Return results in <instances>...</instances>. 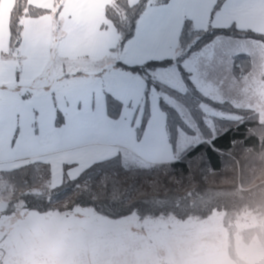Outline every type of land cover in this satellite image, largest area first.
Returning a JSON list of instances; mask_svg holds the SVG:
<instances>
[{"label": "crops", "instance_id": "0c3cea01", "mask_svg": "<svg viewBox=\"0 0 264 264\" xmlns=\"http://www.w3.org/2000/svg\"><path fill=\"white\" fill-rule=\"evenodd\" d=\"M113 2L64 0L59 11L56 0H28L47 13L24 19L21 47L11 56L15 0H0V171L35 162L48 164L51 187L57 188L118 155L133 165L175 162L183 149L170 142L167 116L154 88L149 94L150 117L138 139L147 83L124 71L120 63L135 67L176 59L186 21L197 31L235 27L264 34V0H151L134 37L117 53L119 34L107 17ZM138 2L128 0L130 6ZM217 39L222 52L210 56L203 69L193 60L197 52L182 66L207 97L243 107V97L252 88L249 81L241 82L244 73L233 69V58L244 51H226L235 52L243 41ZM255 80L261 84L253 90L264 91V81ZM197 82L213 84L203 91ZM31 89L29 98L25 92ZM107 94L122 104L118 119L108 115Z\"/></svg>", "mask_w": 264, "mask_h": 264}, {"label": "trees", "instance_id": "16d2710c", "mask_svg": "<svg viewBox=\"0 0 264 264\" xmlns=\"http://www.w3.org/2000/svg\"><path fill=\"white\" fill-rule=\"evenodd\" d=\"M56 1L60 11L64 0ZM150 4L151 0H139L136 5L130 6L128 0H114L108 6L107 17L116 26L119 34L117 53H121L134 37L139 19ZM219 5L220 3L214 12H217ZM45 13L47 11L29 5L28 0H15L10 17L9 55H17L21 47L24 19L39 17ZM196 37L199 38L194 41ZM220 37L240 41L255 40L264 44V34L240 31L235 27H210L207 31H197L190 21H186L181 34V54L176 59L135 67L121 63L119 65L127 73L140 77L147 83L144 118L137 131L139 140L150 117L149 94L150 89L154 88L160 95L161 108L167 116V130L173 147L177 148V138L182 133L198 135L192 122L202 136L201 143L189 147L186 152L183 150L175 162L166 164L133 165L125 163L123 157L118 155L92 165L76 180H66L61 186L53 188L51 196L33 194V190L41 185L51 186L52 171L48 164L35 162L13 170L0 171V201H5L6 206L1 217L11 218L20 209L40 214H64L83 207L91 208L97 215L112 220L130 216L141 220L167 218L169 212L174 213L178 220H186L190 211H199L195 206L189 208L187 200L177 199L180 193L175 181L185 180L190 172L200 181L202 169L206 170L207 166H211L219 170L228 162L231 155L228 150L233 141H236L234 152L238 153L242 145H257V136L264 131V127L258 123L264 119H260L257 112L234 107L228 101L210 99L194 85L189 72L182 66L189 55L203 50ZM233 59V69L239 74L247 73L253 68L251 56L245 52ZM173 66H176L184 90L173 87L170 82L160 77H168L166 72ZM205 104L229 117H215L214 128H211L207 122V113L202 107ZM241 110L242 115L238 114ZM107 111L113 119H118L122 111L121 102L110 94H107ZM149 181L162 184L168 190L167 195H154ZM77 185L80 186L79 189ZM77 192L79 194H74Z\"/></svg>", "mask_w": 264, "mask_h": 264}, {"label": "rangeland", "instance_id": "374dc122", "mask_svg": "<svg viewBox=\"0 0 264 264\" xmlns=\"http://www.w3.org/2000/svg\"><path fill=\"white\" fill-rule=\"evenodd\" d=\"M218 40L193 56L195 63L202 69L210 56H214L216 51L222 52L217 47L221 42ZM238 44L240 47L238 45L235 52L230 49L226 51L231 54L238 51L249 54L252 67L264 63L262 42L243 41ZM166 73L168 77H160L168 80L173 87L184 90L176 66L169 68ZM197 84L205 91L213 83ZM248 84L252 90L243 97L245 107L241 108L251 109L259 114L260 119H264V112H259L264 111V91L253 90L261 81L256 83L252 79ZM215 88L218 86L215 85ZM32 93L31 89L25 95L31 98ZM202 107L211 128H214L215 117H229L211 105ZM192 124L198 135H179L177 150L185 151L202 142L196 125ZM5 207V201H0V264H162V261L174 258L177 245L189 232L200 230V225L193 221L177 219L179 222H171L167 218L141 220L136 216L112 220L97 215L91 208L83 207L64 214H40L20 209L13 217L2 218Z\"/></svg>", "mask_w": 264, "mask_h": 264}, {"label": "clouds", "instance_id": "9594fccd", "mask_svg": "<svg viewBox=\"0 0 264 264\" xmlns=\"http://www.w3.org/2000/svg\"><path fill=\"white\" fill-rule=\"evenodd\" d=\"M252 79L264 81V63L240 77L242 83ZM258 123L264 127V121ZM257 140V145H242L238 153L233 141L228 162L219 170L202 169L200 181L191 172L185 180L175 181L177 199L199 209L185 219L200 225V230L189 232L177 245L174 258L162 264H264V131ZM149 185L154 195H167L162 184L149 181ZM33 194L51 196L53 188L41 185ZM167 219L179 222L172 212Z\"/></svg>", "mask_w": 264, "mask_h": 264}]
</instances>
